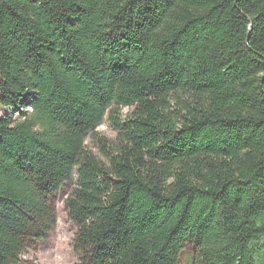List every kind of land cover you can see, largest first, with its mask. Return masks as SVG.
I'll return each instance as SVG.
<instances>
[{"label": "trees", "instance_id": "16d2710c", "mask_svg": "<svg viewBox=\"0 0 264 264\" xmlns=\"http://www.w3.org/2000/svg\"><path fill=\"white\" fill-rule=\"evenodd\" d=\"M0 78V264L75 172L78 264H264V0H0Z\"/></svg>", "mask_w": 264, "mask_h": 264}, {"label": "rangeland", "instance_id": "374dc122", "mask_svg": "<svg viewBox=\"0 0 264 264\" xmlns=\"http://www.w3.org/2000/svg\"><path fill=\"white\" fill-rule=\"evenodd\" d=\"M1 79V78H0ZM128 109L124 110V114ZM9 113L8 109L0 106V117ZM101 137L113 142L117 133L113 129L112 123L106 120L99 128ZM88 150L94 154H99L98 143L88 141ZM78 177L75 172L73 180L67 183L55 196L50 198V203L55 210V224L44 233L40 240L32 242L24 259L34 264H78V256L74 251V239L77 233L76 226L71 222L65 208V203L77 188ZM262 242H259L261 246ZM191 248L185 249L180 254L182 264H192L190 255ZM262 253V252H258Z\"/></svg>", "mask_w": 264, "mask_h": 264}]
</instances>
